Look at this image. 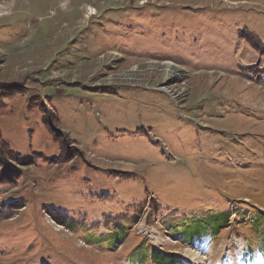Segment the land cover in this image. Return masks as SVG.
I'll return each instance as SVG.
<instances>
[{
    "label": "rangeland",
    "instance_id": "obj_1",
    "mask_svg": "<svg viewBox=\"0 0 264 264\" xmlns=\"http://www.w3.org/2000/svg\"><path fill=\"white\" fill-rule=\"evenodd\" d=\"M255 63L264 0H0V130L20 153L0 264H138L137 249L264 264V79L241 69ZM222 210L218 236L174 234ZM103 214L124 241L109 227L95 242Z\"/></svg>",
    "mask_w": 264,
    "mask_h": 264
},
{
    "label": "trees",
    "instance_id": "obj_2",
    "mask_svg": "<svg viewBox=\"0 0 264 264\" xmlns=\"http://www.w3.org/2000/svg\"><path fill=\"white\" fill-rule=\"evenodd\" d=\"M258 49V48H257ZM257 68V69H256ZM242 73L245 71H248L249 73L256 74L257 78L259 80L264 79V63L263 65L261 63H255L250 65H245L241 67ZM37 105V104H36ZM8 106L7 103V96H1L0 97V110L3 108H6ZM2 129V128H1ZM3 133L0 130V186L8 185L10 183H13L10 181L13 178H10L14 173H12V169L9 168L10 164L8 165L7 159L16 158L19 159L20 153L13 148L11 145L9 139L3 138ZM60 154H58L59 156ZM57 156V157H58ZM57 161H60L61 164L64 163V157L62 159H58ZM51 161L48 160L47 164H49ZM65 164V163H64ZM51 165V164H49ZM106 190H101L98 192H106ZM90 196L95 197L98 196V193H90ZM105 199H110L107 197V193L102 195ZM15 204H18L17 201H15ZM10 203H4L0 204V218H2L6 212L8 211V207L10 206ZM78 211L71 212L68 210H60L55 209L52 210V214L55 215L56 219L61 221L63 224H66L70 227H74L75 224L81 223L83 229L87 228L88 224V213L81 214L82 216L80 218L76 217ZM126 213V212H122ZM125 216V215H123ZM231 213L230 210L228 211H220V212H211L204 218H200L199 216H194V218H191V220H187L185 222H180L179 228L174 232V234H180L182 238L184 239V243L186 246H191L193 243L203 241V239H206L208 236H218L220 234V231L223 227H226L230 221ZM117 216L114 218L112 215L109 214H103L101 217L102 222H96L91 226L90 232H92V235L94 237H97L95 242H103L105 238V234L108 231V228H112V232L109 233L110 235L108 238L109 240L114 243L116 240L119 239L121 241H124L125 236L122 234V230H119V227H114L112 225L113 222H120L121 220ZM132 219V218H130ZM261 229L264 233V222H261ZM97 227V230H100L97 234L93 232V228ZM100 227V228H99ZM176 227V226H175ZM102 228V229H101ZM114 233L116 235H114ZM99 236V237H98ZM203 237V238H201ZM262 247H264V236H263V243L261 244ZM264 250V248H263ZM134 261H136L138 264H182L179 259L174 255H167L161 251H154L152 254L148 253V250L146 249H137L136 253L132 254ZM149 257H152L154 259L153 261H149ZM254 259V254L250 253L249 261H252ZM50 264H55L51 263Z\"/></svg>",
    "mask_w": 264,
    "mask_h": 264
},
{
    "label": "bare ground",
    "instance_id": "obj_3",
    "mask_svg": "<svg viewBox=\"0 0 264 264\" xmlns=\"http://www.w3.org/2000/svg\"><path fill=\"white\" fill-rule=\"evenodd\" d=\"M170 66V65H169ZM169 66H167V67H169ZM171 68V67H170ZM166 69H168L169 70V68H166Z\"/></svg>",
    "mask_w": 264,
    "mask_h": 264
}]
</instances>
